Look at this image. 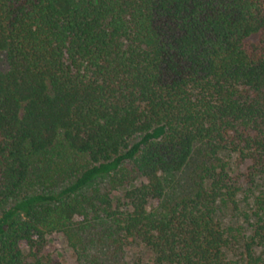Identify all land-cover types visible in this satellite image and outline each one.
<instances>
[{
	"label": "trees",
	"instance_id": "trees-1",
	"mask_svg": "<svg viewBox=\"0 0 264 264\" xmlns=\"http://www.w3.org/2000/svg\"><path fill=\"white\" fill-rule=\"evenodd\" d=\"M0 51V264H234L220 210L264 174V0H0ZM197 149L201 182L165 204ZM262 245L264 210L247 264Z\"/></svg>",
	"mask_w": 264,
	"mask_h": 264
},
{
	"label": "rangeland",
	"instance_id": "rangeland-1",
	"mask_svg": "<svg viewBox=\"0 0 264 264\" xmlns=\"http://www.w3.org/2000/svg\"><path fill=\"white\" fill-rule=\"evenodd\" d=\"M8 68V60L5 52L0 51V71ZM227 160L232 161L233 156L226 155ZM209 161L205 154L199 149L196 150L188 165L183 171L170 174L166 177L167 195L165 204L173 203L176 199L192 193L202 180L204 168ZM234 165L233 163H231ZM236 167V165H235ZM248 164L237 169V172L244 174L247 172ZM110 179L98 182L100 190L104 191L109 186ZM243 190L237 196V204L232 203L221 205L220 216L226 226L237 229L238 241L234 242L228 250V255L234 264H247L246 242L254 235V228L259 221V216L264 210V174L258 175L254 183L242 177ZM92 193V192H91ZM52 251L65 250L66 240L61 235H55L52 239ZM94 254V252H92ZM112 251H105L101 255V260L107 264H131L136 252H124L117 255ZM256 256L261 257L264 264V245L256 247ZM90 259V258H89ZM72 264L74 260H71ZM84 264H88L85 262Z\"/></svg>",
	"mask_w": 264,
	"mask_h": 264
}]
</instances>
